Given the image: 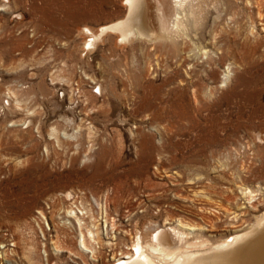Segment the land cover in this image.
<instances>
[{
  "label": "rangeland",
  "instance_id": "374dc122",
  "mask_svg": "<svg viewBox=\"0 0 264 264\" xmlns=\"http://www.w3.org/2000/svg\"><path fill=\"white\" fill-rule=\"evenodd\" d=\"M170 4L88 48L125 0H0V264H113L161 227L208 248L264 215V0H193L169 40Z\"/></svg>",
  "mask_w": 264,
  "mask_h": 264
},
{
  "label": "bare ground",
  "instance_id": "6f19581e",
  "mask_svg": "<svg viewBox=\"0 0 264 264\" xmlns=\"http://www.w3.org/2000/svg\"><path fill=\"white\" fill-rule=\"evenodd\" d=\"M164 1L174 4L175 19L173 27L170 29L168 27L169 22L165 16L167 12L162 9L165 11L164 14L159 15L157 13L160 25L158 27L164 33L163 38L173 39L170 36L171 32L186 34L187 23L182 20L181 14L189 13L193 17L194 11L191 6L193 0ZM171 4L168 6H171ZM125 6L126 12L122 18L109 24H104L96 31L85 27V32L90 35V40L86 41L85 47H92L96 42L104 40L103 38L108 33L116 34L119 43L129 41L132 38L151 39L153 33L151 34L150 32L152 30L148 32L144 29L146 22L149 21L145 22V18H147V0H125ZM148 8L151 9V7ZM156 34L161 33L156 32ZM68 214L69 216H73L75 212L71 210ZM76 219L81 227L82 220L77 216ZM94 236V232L89 230V237L94 240ZM187 237L188 234L185 231H181L175 227L167 229L158 228L152 234L149 242L144 244L142 237H139L132 246L131 253H127L124 257L116 259L113 264H264V215L250 229L240 232L235 231L226 240L216 245L212 244L213 246H208V248L197 247L195 244L197 242H189L186 239ZM81 244L86 248L85 236L83 234ZM194 247H197V249H192Z\"/></svg>",
  "mask_w": 264,
  "mask_h": 264
}]
</instances>
